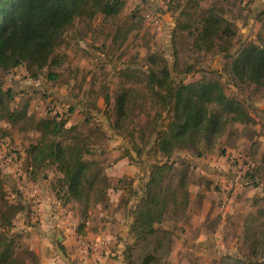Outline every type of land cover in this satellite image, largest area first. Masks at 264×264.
Here are the masks:
<instances>
[{"label": "rangeland", "instance_id": "374dc122", "mask_svg": "<svg viewBox=\"0 0 264 264\" xmlns=\"http://www.w3.org/2000/svg\"><path fill=\"white\" fill-rule=\"evenodd\" d=\"M123 1L119 15L77 19L66 31L56 52L62 65L52 69L59 75L56 82L48 81L47 71L39 80L31 79L25 66L1 75L3 90L11 89L15 95L4 96L0 121L6 133L0 138V235H8L20 264H80L97 253L90 242L80 241L92 204L109 208L117 203V208L129 210L125 222L130 227L125 235L116 233L111 255L114 261L124 256L125 264L126 248L135 243L131 226L138 199L154 164L147 153L157 138L158 117L167 116L148 77L161 70L165 60L177 83L219 81L227 96L243 102L254 123L230 126L215 151L201 158L191 150L173 155V170L165 183L176 188L185 177L189 201L179 212L170 205L157 224L174 232L172 253L160 264L264 259V88L238 83L231 69L244 46L264 45V0ZM210 13L221 16L236 33L221 42L228 52L198 49L197 36ZM150 56H156L159 65L152 66ZM123 93L129 104L119 121L116 99ZM55 119L67 123L57 140L79 144L84 160L93 163L84 186L92 188L89 203L72 201L57 166L49 160L34 162L28 154L31 146L51 139L41 124ZM121 161L124 164L115 168ZM30 184L41 190L42 197L44 184L50 185L61 206L52 212L59 215L65 210L60 217L65 228L58 223L43 228L36 199L27 193ZM130 197L127 207L124 200ZM68 237L75 242L67 244ZM77 252L81 256L74 258ZM141 253L137 250L135 258ZM100 254L108 257L106 247Z\"/></svg>", "mask_w": 264, "mask_h": 264}, {"label": "trees", "instance_id": "16d2710c", "mask_svg": "<svg viewBox=\"0 0 264 264\" xmlns=\"http://www.w3.org/2000/svg\"><path fill=\"white\" fill-rule=\"evenodd\" d=\"M124 5L123 0H0V121L4 119V96L12 99L15 95L11 89L3 90L2 74L25 66L31 79L39 80L47 71L48 81L56 82L59 75L52 69L62 65L56 52L63 44L66 31L77 19L90 20L97 14L108 18L117 16ZM235 35L232 26L221 16L210 13L202 21L196 43L201 51L225 53L228 51L222 43ZM219 42L222 43L219 45ZM158 60L156 56L148 58L152 66L159 65ZM163 64L158 72L153 70L149 73L148 84L167 116L158 117L157 138L147 153L149 161L154 164L144 194L138 199L139 206L131 226L135 243L126 248L125 264H160L172 253L173 230L157 228V224L163 222L170 205L179 212L187 208L189 201L185 177L179 180L176 188L172 183H165L173 170L170 164L173 155L178 151L191 150L201 158L205 152L215 151L217 140L230 126L254 123L243 102L227 96L219 81L177 83L172 79L165 60ZM231 69L238 83H254L264 88V45L244 46L233 59ZM128 104L127 94L117 97L119 121L125 118ZM66 124L56 119L43 122L41 125L47 130L44 135L51 136V139L31 146L28 154L34 162L49 160L57 166L72 201L89 203L92 188L84 186L93 163L84 160L85 153L79 144L64 145L57 140ZM5 135L0 128V138ZM159 156L166 162L159 160ZM249 179L255 183L254 176ZM180 190L181 196L178 195ZM132 198L124 200L125 206L130 205ZM180 198L182 202H179ZM139 249L142 253L135 258ZM233 262L264 264V259ZM0 264H20L18 253L7 234L0 235Z\"/></svg>", "mask_w": 264, "mask_h": 264}, {"label": "crops", "instance_id": "0c3cea01", "mask_svg": "<svg viewBox=\"0 0 264 264\" xmlns=\"http://www.w3.org/2000/svg\"><path fill=\"white\" fill-rule=\"evenodd\" d=\"M123 164L124 162L121 161L118 163L117 166H115V168H118L120 165ZM46 177L47 176H44V179ZM49 184H44V194L43 197L41 196L42 206L40 208L39 213L40 220L43 224L44 229H47L48 225H54L53 227H55L57 223L60 224L61 227L65 228L66 225H64V222L60 220V217L66 213L65 210H61L59 215H55V212H52L58 210L59 208H61V206L59 204V201L55 200L54 197L51 195V189L49 188ZM33 188L35 187L30 184L29 189H27V193L29 195H31ZM41 193L42 192L40 190V195ZM113 201L118 202V200L114 199ZM130 204H132V201ZM92 205L94 206V208L92 207L89 212L91 218L86 223L88 227H86L85 231L81 234L80 238L83 239H81L80 241L90 242L93 247L97 248V253H95L92 258H89V256L86 259L82 258L83 260H81L80 264H122L124 256H121L119 258V261H114L112 259L113 255H111V248L117 244L116 233L118 231H124L121 235H125V233H127V231L129 230L130 223L128 225L129 221L125 222V218L128 217L129 210L126 213L123 209L117 208L119 206L117 203L115 205L112 204L113 206L111 207L113 208H107L108 206H103L101 203L97 205ZM126 226H128V228H126ZM73 242L75 241L71 240L70 237H68V240H66L67 244H73ZM124 242H127L126 238H124ZM105 247L107 250L108 257H105L100 254L102 249H105ZM77 256H81L80 252H77L74 258H76Z\"/></svg>", "mask_w": 264, "mask_h": 264}, {"label": "built area", "instance_id": "2783aa9c", "mask_svg": "<svg viewBox=\"0 0 264 264\" xmlns=\"http://www.w3.org/2000/svg\"><path fill=\"white\" fill-rule=\"evenodd\" d=\"M31 196L34 198V200L36 199V203L38 205L37 209H38V212L40 213V208L42 206V200H41L40 190L38 187L33 188L31 192Z\"/></svg>", "mask_w": 264, "mask_h": 264}]
</instances>
